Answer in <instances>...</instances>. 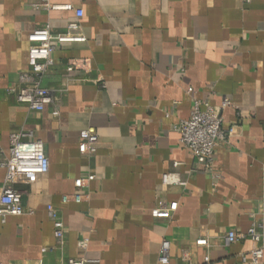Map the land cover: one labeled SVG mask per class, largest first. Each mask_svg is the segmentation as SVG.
<instances>
[{"label": "crops", "instance_id": "1", "mask_svg": "<svg viewBox=\"0 0 264 264\" xmlns=\"http://www.w3.org/2000/svg\"><path fill=\"white\" fill-rule=\"evenodd\" d=\"M67 1L68 9H35L0 0V147L7 152L11 131L31 130L49 159L47 171L15 183L25 210L0 219V263L66 264L83 254L98 259L88 264H249L252 240L225 235L252 222L264 228V0ZM74 20L86 39L58 45L41 80L53 101L39 110L18 101L9 87L29 71L28 33ZM193 98L228 99L229 132L212 169L179 141ZM88 126L98 134L93 153L78 146ZM168 171L185 184L163 185ZM87 173L95 176L82 198L64 201ZM160 201L176 207L154 216ZM50 207L64 221L62 247Z\"/></svg>", "mask_w": 264, "mask_h": 264}, {"label": "built area", "instance_id": "2", "mask_svg": "<svg viewBox=\"0 0 264 264\" xmlns=\"http://www.w3.org/2000/svg\"><path fill=\"white\" fill-rule=\"evenodd\" d=\"M35 8L46 9H68L71 4L67 0H28ZM29 41L28 64L29 71L20 74V82L13 83L9 91L14 94L20 102H25L32 109H42L45 104L54 99V90L42 85V77L48 68L54 63L53 50L60 44L83 41L85 34L80 28L77 20L70 21L66 30L54 32L48 24L34 27L27 35ZM68 69L72 65L67 66ZM228 103L224 98L221 105H212L207 101L193 98L189 116L182 119L176 129L179 132V141L182 145L191 150L194 157L203 164L206 169H212L214 163V150L220 141L224 140L229 130L222 127V107ZM79 150L83 153H93L96 149L98 134L93 126H88L80 130ZM8 150L3 152L0 147V168L5 170L1 190H0V219L5 220L7 215L21 214L24 206L21 200V192L15 187L18 181L28 182L40 172H45L49 167V159L44 150L43 141L35 137L31 130H13L8 137ZM94 173H87L74 179L75 192L63 195L62 199L80 200L83 196V189L89 181L94 178ZM162 184H181L185 181L175 172H164L162 174ZM176 207V202L166 204L160 201L153 209L154 216H168ZM48 216L52 221L53 233L59 247L64 243V221L55 207L48 209ZM254 222L245 232L228 230L225 240L230 243L241 236H248L253 246L250 250L251 259L249 264H257L264 251V228ZM88 239L82 238L78 241V246L83 248L87 245ZM196 244L208 245V237H199ZM50 249L43 247L45 251ZM170 245L167 239H162L159 246L158 260L166 263L169 260ZM98 261L97 258H90L83 254L67 256L66 264H88ZM1 264V263H0ZM36 264V263H31ZM188 264H193L188 262Z\"/></svg>", "mask_w": 264, "mask_h": 264}]
</instances>
